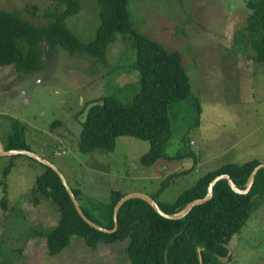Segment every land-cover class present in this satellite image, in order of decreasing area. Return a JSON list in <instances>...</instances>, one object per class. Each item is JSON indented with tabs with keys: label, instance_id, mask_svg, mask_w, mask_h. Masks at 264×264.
<instances>
[{
	"label": "rangeland",
	"instance_id": "obj_1",
	"mask_svg": "<svg viewBox=\"0 0 264 264\" xmlns=\"http://www.w3.org/2000/svg\"><path fill=\"white\" fill-rule=\"evenodd\" d=\"M79 1V11L66 23L88 44L98 28L99 4ZM56 7L66 5L59 0H0L1 9L20 11L37 24H46L45 11ZM127 11L137 33L182 58L191 93L201 108L200 123L190 127L196 113L190 101L171 104V137L165 152L171 156L182 148L184 135L200 164L192 166L190 158H161L144 166L139 156L149 150L150 143L130 136H118L111 151L80 150L79 136L87 114L80 111L85 104L103 95L127 104L139 91L130 34H116L107 48L106 63L95 57L72 56L60 47L49 51L40 43L41 71L26 74L15 66L0 67V143L6 144L15 124H22L30 150L54 163L70 185L81 190L79 201L87 205L107 201L112 190L151 195L167 175L180 172L159 196L161 201L173 202L198 177L225 163L253 159L264 163V62L256 59L254 42L241 37L247 34V0H128ZM10 163L13 167L5 179L6 210L1 205L2 180ZM42 169V163L26 156L0 157V264H130L125 254L127 241L92 250L76 237L57 256H49L45 247L37 248L35 243H6L14 227L28 225L46 233L60 220L56 204L44 198L34 203L30 194ZM260 201L239 232L233 259L223 264H264V200L256 202Z\"/></svg>",
	"mask_w": 264,
	"mask_h": 264
},
{
	"label": "trees",
	"instance_id": "obj_2",
	"mask_svg": "<svg viewBox=\"0 0 264 264\" xmlns=\"http://www.w3.org/2000/svg\"><path fill=\"white\" fill-rule=\"evenodd\" d=\"M59 1L66 8L56 7L45 11L44 16L48 19L46 24H37L25 18L20 11L0 8V67L15 66L18 72L26 74L41 71L43 51L39 47L40 43L46 44L49 51L60 47L72 56L95 57L98 62L106 63L107 48L115 40L116 34H130L133 37V67L138 72L139 91L127 104L111 95L88 101L80 111L86 110L87 114L82 121L79 148L83 152L96 149L111 151L118 136H130L150 143L149 150L139 156L144 166H152L161 158L180 160L187 157L192 158L194 166L197 162L196 152L188 147L184 135L181 137L185 143L182 148L171 156L165 152L171 137V104L190 101L196 111L190 127L199 126L200 123L201 108L191 93L189 76L182 66L180 54L166 50L161 43L133 29L127 11L128 0H96L99 4L98 28L94 39L84 44L66 23L68 17L79 11L80 1ZM247 7L250 10L247 34L241 33V37L254 42L256 59L264 62V0H247ZM4 148L30 150L22 124H15ZM18 156L33 159L23 154L10 157L14 159ZM260 163L258 159L242 164L225 163L198 177L173 202L161 201L160 193L174 176L180 175V172H172L161 181L160 188L151 196L165 213H176L190 201L204 197L209 183L218 175H229L236 188L245 189L253 170ZM42 165L43 169L36 176L30 194L34 203L44 198L56 204L60 220L53 230L46 233L32 226L19 225L13 228L10 238H6L8 242H5L35 243L37 248L45 247L49 256L60 255L78 237L92 250L99 245L127 241L125 254L130 264H223L219 257L227 255L225 245L246 224L254 205L261 203L256 201L264 200L263 167L256 172L249 192H236L226 178L219 179L213 186L212 197L194 205L179 220L165 219L142 198H129L119 207L116 231L103 233L82 219L57 172ZM12 167L13 163L5 167L2 180L5 194L1 205L6 210L9 199L5 179ZM72 189L79 200L81 190L73 186ZM124 194L120 190H112L107 201L96 202L92 199L96 204L90 201L88 205H80L93 223L111 230L114 225V206ZM8 251L11 252V248ZM8 258H11L9 254Z\"/></svg>",
	"mask_w": 264,
	"mask_h": 264
},
{
	"label": "water",
	"instance_id": "obj_3",
	"mask_svg": "<svg viewBox=\"0 0 264 264\" xmlns=\"http://www.w3.org/2000/svg\"><path fill=\"white\" fill-rule=\"evenodd\" d=\"M17 154L28 155L29 157H31V158L39 161L40 163L45 164V165L53 168L57 172V174L60 176L63 184L65 185V187H66V189H67V191H68V193H69V195H70L73 203L75 204V207H76L78 213L82 217V219L90 227H92L96 231L103 232V233H113V232L116 231V229L118 227V225H117V213H118L119 207L121 206V204L124 201H126L129 198H133V197L142 198V199L146 200L147 202H149L156 209V211L159 213V215L165 217V219H168V220H179V219H181V217H183L185 214H187L194 205L204 203L210 197H212V195H213V186H214L215 182L218 181L219 179L226 178L227 181H228V183H229V185H230V187L234 191L240 192V193H247L250 190V188H251V186L253 184V181H254L256 172L260 168H263L264 167V163H260L258 166H256V168L253 170V172H252V174H251V176L249 178L248 184H247V186H246L245 189H238V188H236L233 180L229 177V175H227V174L218 175L213 181H211L209 183L207 193H206V195L204 197H202L200 199H194V200L190 201L183 209H181L180 211H178L176 213H171V214L165 213L160 208V205L157 203V201L154 198H152L151 195H146V194H143V193H140V192H130V193H126L115 204L114 209H113V223H114V225H113V228L111 230H107V229H104V228L98 226L97 224L93 223V221H91L89 219V217L84 213V211H83V209H82V207L80 205V202H79L78 198L76 197V195H75V193H74V191L72 189V186L70 185V183L67 180L66 176L64 175V173H62V171L54 163H51L46 158L41 157L40 155L35 154L31 150H27V149H12V150H6L4 148V146H3V144L0 143V157L17 155ZM225 247L227 248L228 253H227V255L225 257H219L220 258V261L222 263L224 261H228L229 260L230 250H229V247L227 245H225ZM199 260L201 261V257L200 256H199Z\"/></svg>",
	"mask_w": 264,
	"mask_h": 264
},
{
	"label": "crops",
	"instance_id": "obj_4",
	"mask_svg": "<svg viewBox=\"0 0 264 264\" xmlns=\"http://www.w3.org/2000/svg\"><path fill=\"white\" fill-rule=\"evenodd\" d=\"M60 142V141H59ZM196 157H197V165H199L200 164V158H199V156H198V153H196ZM187 158H190V157H187ZM185 160H188V159H186L185 158ZM192 161V163H193V160H192V158H190V162ZM261 162H263V161H261ZM125 194H126V192H125ZM243 228H245V225H243V227L238 231V233L237 234H235L234 235V240L232 241V238H231V240H230V242H229V244H228V247H230V249L229 250H231L230 251V254H229V259L231 260V259H233V257H232V254H233V249L235 248V244H236V242L240 239V237H239V232H241L242 231V229ZM229 260V261H230Z\"/></svg>",
	"mask_w": 264,
	"mask_h": 264
},
{
	"label": "built area",
	"instance_id": "obj_5",
	"mask_svg": "<svg viewBox=\"0 0 264 264\" xmlns=\"http://www.w3.org/2000/svg\"><path fill=\"white\" fill-rule=\"evenodd\" d=\"M56 155H61V153L60 152H56Z\"/></svg>",
	"mask_w": 264,
	"mask_h": 264
},
{
	"label": "clouds",
	"instance_id": "obj_6",
	"mask_svg": "<svg viewBox=\"0 0 264 264\" xmlns=\"http://www.w3.org/2000/svg\"><path fill=\"white\" fill-rule=\"evenodd\" d=\"M3 146H4V144H3ZM56 152H59V151H55V153H56ZM60 153H61V152H60ZM64 153H65V152H64ZM23 155H24V154H23ZM11 156H12V155H11ZM47 160H48V159H47ZM248 192H249V191H248ZM227 246H228V245H227Z\"/></svg>",
	"mask_w": 264,
	"mask_h": 264
},
{
	"label": "flooded vegetation",
	"instance_id": "obj_7",
	"mask_svg": "<svg viewBox=\"0 0 264 264\" xmlns=\"http://www.w3.org/2000/svg\"><path fill=\"white\" fill-rule=\"evenodd\" d=\"M64 152H65V150L62 151V153H64ZM229 249H230V248H229ZM227 253H228V251H227Z\"/></svg>",
	"mask_w": 264,
	"mask_h": 264
}]
</instances>
